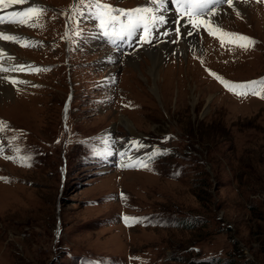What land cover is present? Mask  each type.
<instances>
[{"label":"rangeland","instance_id":"374dc122","mask_svg":"<svg viewBox=\"0 0 264 264\" xmlns=\"http://www.w3.org/2000/svg\"><path fill=\"white\" fill-rule=\"evenodd\" d=\"M147 1L105 0L124 10ZM74 2L35 0L46 9L30 21L37 27L0 25L20 38L0 39V64L49 69L0 72L15 94L0 98V264H264V99L238 97L210 74L264 79V0H234L222 5L231 17L207 18L254 40L247 50L222 47L186 17L178 36L176 15L150 43L137 29L113 46L92 10L93 28L69 36ZM22 7L3 9L4 19H20L11 14ZM155 51L156 95L128 60Z\"/></svg>","mask_w":264,"mask_h":264},{"label":"snow or ice","instance_id":"6c2138e0","mask_svg":"<svg viewBox=\"0 0 264 264\" xmlns=\"http://www.w3.org/2000/svg\"><path fill=\"white\" fill-rule=\"evenodd\" d=\"M150 3L159 6V3L163 0H149ZM29 4V7L23 11L13 12L12 17H19L20 19L5 20L0 16V25L5 23H19L21 25L27 24L29 27H37V23H30L34 19H37L46 11L43 6L36 4L35 0H0L2 9H8L14 5ZM78 4H82L85 7L91 9L94 12L95 19L99 22V27L103 32V35L109 39L113 36L123 39L126 35H131L137 29H141L143 32V40L146 43H150V35L153 28H155L158 22H162L161 18L156 16V8L137 7L131 10H123L114 8L112 5H108L102 2V0H77ZM176 11L179 14V18L186 17V25H191V29L199 30L204 27L208 35L218 38L221 46L223 47L226 40L228 43L236 44L238 47L247 50L249 47L255 44V41L249 37H245L236 33H230L223 31L217 25L208 21V17L216 14V7L224 4L229 7L234 6V0H174ZM239 15V13H237ZM182 25V27H186ZM6 30L0 29V39L19 42L20 38L12 35H5ZM187 36L196 34L192 30H188L185 33ZM177 35H181L179 29ZM242 42V43H238ZM22 46H28L23 44ZM9 60L13 57H8ZM49 69L32 68L27 65H16L12 67H4L0 64V72H41L48 71ZM216 80H218L226 90L232 92L238 97H247L248 95H254L261 99H264V79L260 81H252L241 84H234L224 81L221 77L215 73H210ZM4 79H9L4 77ZM13 84L22 83L23 81H17L11 79ZM259 88V90H258ZM5 122L0 121V128H3ZM19 153L20 149H14ZM5 159H12L13 162L17 160L26 161L27 156L16 157H4ZM21 166H29L22 163ZM135 218H125V221Z\"/></svg>","mask_w":264,"mask_h":264},{"label":"bare ground","instance_id":"6f19581e","mask_svg":"<svg viewBox=\"0 0 264 264\" xmlns=\"http://www.w3.org/2000/svg\"><path fill=\"white\" fill-rule=\"evenodd\" d=\"M241 4H236L235 6L237 7L238 11L241 10V14H244L245 16H247L248 18H250L251 16V13H250V10H246L248 9V7H241ZM15 6V5H14ZM14 6H11L12 8H14ZM154 5L152 3L149 2V0L145 3V6L143 7H148V8H155L153 7ZM10 7V8H11ZM8 8L7 10L9 11ZM11 8V9H12ZM157 9V8H156ZM6 10V9H5ZM168 10V8H167ZM249 11V12H248ZM216 13H223L226 15L227 18L231 17L232 16V9H227L226 7L223 8V7H220L219 9H217ZM156 16L159 17V15H161V21L162 22H158V27L159 28H164V30L166 31V26L169 25V22H165V21H169L171 18H173V14L170 12V10H168L167 12L165 11H161V9H157L156 11ZM234 15V14H233ZM216 16V15H215ZM9 17V16H7ZM225 17V16H224ZM214 18V17H213ZM216 19V18H215ZM223 19V18H222ZM3 25V24H2ZM170 26V25H169ZM0 28L2 29L3 26H0ZM170 28H173V27H170ZM6 30V29H4ZM164 31V32H165ZM7 32V31H6ZM159 32V31H157ZM163 32V33H164ZM161 33V32H160ZM162 33V34H163ZM9 34V33H8ZM193 36V39H194V42L196 41V38L197 36L194 34L192 35ZM196 43V42H195ZM191 45V44H190ZM189 46V45H188ZM4 48H6L7 46L4 44L3 45ZM8 48V47H7ZM6 48V49H7ZM180 51V50H179ZM145 53V52H144ZM150 54V59H148L147 61L144 60V62H140V64L138 63V58L136 57H132L129 60V65L132 67V69L134 70H137L140 75L142 76H146V78L148 79L147 81L148 82H153V87L151 88V90L153 91V93L158 94V89L160 90L159 86H158V79L162 78V72L163 71H160L159 68H161L160 66L162 65L163 63V59L160 57V54L158 52L155 51V53H149ZM8 55V54H7ZM143 55V54H142ZM172 59V58H171ZM16 61V59H14ZM167 61V60H166ZM182 62V61H181ZM180 62V63H181ZM143 64V65H142ZM128 66V65H127ZM165 66V65H164ZM163 66V67H164ZM176 66V65H175ZM180 66V64H179ZM144 67L146 69V75H144ZM166 70V69H165ZM170 70V69H169ZM168 71V70H167ZM134 72V71H133ZM165 72V71H164ZM23 73V72H22ZM135 73V72H134ZM10 74V72H9ZM12 75V74H11ZM20 75V74H19ZM136 75V74H135ZM7 76V75H6ZM13 76V75H12ZM8 77V76H7ZM147 82V83H148ZM161 82V80H160ZM15 94L13 93V91L11 90L10 87H6L5 85H2L0 84V98H5V99H9L11 97L14 96ZM125 124L127 126V128L129 129L130 133H133V130L130 129L129 127H131V123L130 121H125ZM114 138L115 136L112 134V133H109V138L106 140L105 142V145L108 147V146H111L113 143H114ZM116 141V140H115ZM115 145V144H114Z\"/></svg>","mask_w":264,"mask_h":264}]
</instances>
